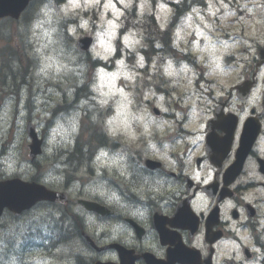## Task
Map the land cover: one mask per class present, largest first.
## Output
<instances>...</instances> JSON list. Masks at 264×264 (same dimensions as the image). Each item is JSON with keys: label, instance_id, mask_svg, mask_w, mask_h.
<instances>
[{"label": "flooded vegetation", "instance_id": "flooded-vegetation-1", "mask_svg": "<svg viewBox=\"0 0 264 264\" xmlns=\"http://www.w3.org/2000/svg\"><path fill=\"white\" fill-rule=\"evenodd\" d=\"M245 125L256 131L246 156L238 149ZM153 145L114 182L119 203H107L108 233L95 239L111 248L97 257L109 264H264V109L242 100L231 80L204 112L183 113ZM175 214L190 230L174 220L161 239L156 220Z\"/></svg>", "mask_w": 264, "mask_h": 264}, {"label": "rangeland", "instance_id": "rangeland-1", "mask_svg": "<svg viewBox=\"0 0 264 264\" xmlns=\"http://www.w3.org/2000/svg\"><path fill=\"white\" fill-rule=\"evenodd\" d=\"M135 0H70L67 3L62 4L59 8L60 10H56L53 8V6L49 3H45L48 5L47 8V17L40 16L41 19L39 21H30L28 25H25L23 22H19L16 24L11 25V32H19L22 36H25L26 42L30 43L32 46V50L36 51L38 54V60L40 58V53L43 52L45 54H53L50 52V49H46L43 47L45 44H49L51 40H56L57 44H50L51 49H62L63 55L60 57L63 59L64 57L68 55H72L76 57V66L83 65V68L77 67V74L80 77H84L89 72L88 67L85 65L84 62L80 59L78 55H75V53L68 48L69 45L67 40L64 39L62 34V22L65 17H78V23L81 21L89 22L92 20V17H103L106 18V16H123L125 15L122 9L119 6H131ZM145 0H138L136 3L137 8L139 9L137 11V16L140 17L142 14L144 15L149 11V5L147 3H144ZM244 4H248L249 6H252L253 4L264 6V0H235L231 7H227L221 0H207V9L205 16L212 17V16H228L232 17L235 14H238L239 11L243 12V18H238L236 25L238 27L243 28V36L246 41L249 37L257 36L259 29L257 26V23L261 21L259 16H253L252 14H249L246 9H244L242 6ZM44 4H41L38 6L35 10V14L37 15L39 9ZM144 6L143 8L141 6ZM235 5V6H234ZM222 7L223 12H217L218 8ZM87 11L88 15H84L83 13ZM257 9L254 8L253 12H256ZM217 12V13H216ZM216 13V14H215ZM250 15L251 19H247L246 16ZM198 16V15H195ZM81 17H87V18H81ZM117 23H113L110 20H107L106 24V31L108 33L114 34L116 30L119 28V26L123 24V21L120 20V18L117 19ZM202 21H204V18H193L190 22L188 20L184 24V33H187L188 37H191V33L194 30H196L197 34H200L199 37L203 36V24ZM194 22L199 23L202 28H197L194 24ZM100 23L102 24L101 20ZM223 24V22L221 23ZM84 25V23H83ZM105 27V28H106ZM52 29H55L54 32H52ZM74 30V27L72 28ZM51 32V35H48V33ZM75 34L77 31H74ZM130 39H131V45L135 46L137 42H139L140 34L138 31L129 32ZM101 36V35H100ZM137 36V37H136ZM231 37V36H230ZM110 39V37H105L104 39ZM2 46V43L0 42V47ZM101 43L97 42V45L93 49V56L100 55V48ZM217 49L216 52L223 51V48L215 47ZM39 50V51H37ZM108 50V48H107ZM19 52H23V50L19 49ZM35 52V53H36ZM26 55L28 54L27 51H25ZM32 52H29L31 54ZM126 53L124 54V61L126 63L130 62L129 58L125 57ZM22 64H26V59L23 56L22 57ZM38 60H32V62L29 64L30 68V76L29 80L30 82L24 83L20 88V93H24L29 95V97L24 96L31 99V106L32 110L26 107H20L13 105V102L7 98V100L3 101V103L0 104V149L2 148V143L4 145L6 150L4 151L3 159L0 162L2 163V166L0 167V175L3 177L5 173L18 176L19 178L23 180H28L32 176H34L36 173L39 175H44L46 173V170H52V161L47 159L46 161L41 158L39 160L38 167L33 166L27 157V149L26 144H28V138L26 136L25 132V119H27V116H32L34 119V123L36 125H39L40 123H44V121L49 120L51 124H49L48 128L54 129L56 126L57 120H60L63 122L65 118H63V115H57L56 119H53L50 115V111L54 105H59L57 102L62 99L63 96L69 97L68 94L63 92V89L69 84V82L73 81V76L69 78H64L58 82H52L47 80H42L34 75V71L36 67L38 66ZM136 62V61H133ZM1 65V63H0ZM19 65V64H18ZM4 73V70L2 69V74ZM17 75V74H15ZM5 78L4 84L0 85V94L5 95L8 97L10 90L12 88V84L16 80L12 78L10 75ZM92 85V89L96 93L95 101L97 102V105L95 109L93 110L94 113H100L105 114L106 118L104 120V124H106L105 129L107 132L111 131L114 133V135H109V137H121L124 139L130 138V133L128 131L127 126V118H126V112L127 107H130L129 101H127L128 94L121 89V86L118 81L115 79H112L111 75L109 77L107 75H100L95 77V79L90 81ZM79 84V82H76ZM24 86V88H23ZM116 93V98L112 102H110V96L113 95V93ZM21 98V97H20ZM101 101H106V103L101 104ZM122 103H119V102ZM5 102H9V110L7 117L5 116ZM69 102V101H68ZM128 104V105H127ZM36 107H33V106ZM49 111V112H48ZM23 113V115H21ZM45 113H47V116L44 117ZM72 115V114H70ZM67 115V116H70ZM115 115L116 117H120L123 121H125L124 126L116 125L114 126L115 121ZM32 119V120H33ZM51 137L48 138V141ZM59 139V137H58ZM137 142L133 139L129 140V146L132 148L131 150H134L136 147ZM62 145V144H61ZM49 147H53L52 145H46L44 147V152H47L50 157H53L56 155V148L53 147V151L49 153L46 151ZM19 173V175L16 174ZM61 177L57 179L58 184H52L53 187L60 188L61 186ZM29 216V215H28ZM27 216V217H28ZM45 216V212L42 210H36L32 213L31 217L33 218H41ZM4 220H6V232H12L15 231L17 228L14 229V226L11 221H13L9 216L5 215ZM11 226V228H10ZM5 230H0V237L1 239L4 238ZM73 251H78V247L72 244L70 247ZM80 249V248H79ZM84 255L87 257H91L92 254L88 252H83ZM31 258L33 260L32 264H48L47 260L44 258L43 254L40 253L38 256L31 254ZM0 264H5V261L0 262ZM64 264V263H62Z\"/></svg>", "mask_w": 264, "mask_h": 264}, {"label": "clouds", "instance_id": "clouds-1", "mask_svg": "<svg viewBox=\"0 0 264 264\" xmlns=\"http://www.w3.org/2000/svg\"><path fill=\"white\" fill-rule=\"evenodd\" d=\"M144 7L143 5L141 6ZM244 9L247 10L249 14H252L253 16H259L262 21H264V6L253 4L252 6H249L248 4H244L242 6ZM47 8L48 5L44 4L38 11L37 16H44L47 17ZM256 8L257 11L253 12V9ZM55 29H52V32H54ZM48 35H51V32L48 33ZM58 42L56 40H51L49 44L43 45L44 48L50 49V52L53 54H45L43 52L40 53V58L38 60V66L36 67L34 71V75L42 80L52 81V82H58L64 78H69L73 75L77 74V67L83 68V65L76 66V57L72 55H68L61 59L60 57L63 55L62 49H51L50 44H57ZM39 51V50H37ZM167 59V64L165 67V71L161 73L162 76L171 77L173 75H176V73H173L170 71L172 68V60ZM120 64H123V61H119ZM140 65H143V58H141ZM192 69L184 64L179 69V73H187L191 72ZM134 75V74H133ZM129 79H132L133 77H128ZM83 82V81H81ZM69 97H71V92H69ZM245 99H247V96H245ZM159 100L163 101L164 97L161 95L159 97ZM106 103V101H101V104ZM87 100H81L80 105L84 106L87 105ZM5 108V116L8 115L9 110V102H5L4 105ZM23 115V113H21ZM79 112L75 113L74 115H70L65 117L63 122L60 120H57L55 128L52 130V136L48 143L52 145L53 147H59L62 143L71 144L72 139L71 137L78 133L79 131ZM93 122L97 120L96 116L94 115L92 117ZM145 132H147V127L145 126ZM108 135H114L113 132L109 131ZM59 137V139H58ZM53 147H49L46 151L51 153L53 151ZM154 147V145H152ZM101 155H105L103 149L99 150ZM123 159V157H121ZM121 174H123V168H121ZM46 180L47 177H44ZM62 179V178H61ZM79 189V184H74L73 187L70 189V191ZM94 195H99L102 198H106L108 203H119V197L116 195L115 192H112L111 194H108L105 190H103V187L97 189L89 190ZM88 219H92V217H89ZM0 257H3L5 264H29V261L26 260L23 256L20 255H12L7 256L5 254V251L3 248H0Z\"/></svg>", "mask_w": 264, "mask_h": 264}, {"label": "water", "instance_id": "water-1", "mask_svg": "<svg viewBox=\"0 0 264 264\" xmlns=\"http://www.w3.org/2000/svg\"><path fill=\"white\" fill-rule=\"evenodd\" d=\"M29 0H0V18L3 17H11L13 19H17L22 12V10L27 5ZM29 135L33 141V144L29 146L30 149V156L33 157L35 154L38 153V143H36L35 135L32 133L31 130L28 131ZM6 186L12 192L10 193L11 202L10 200L7 201L5 198L0 197V212L3 207H9L10 209L15 210V208H20L26 205L30 200L33 198L34 193L43 194L40 189H35L33 186L19 183L18 181H12L6 184H0V186ZM30 193V194H29ZM36 193V194H37ZM17 195V196H16ZM46 198H51L49 194H45ZM35 201V197L33 198Z\"/></svg>", "mask_w": 264, "mask_h": 264}, {"label": "trees", "instance_id": "trees-1", "mask_svg": "<svg viewBox=\"0 0 264 264\" xmlns=\"http://www.w3.org/2000/svg\"><path fill=\"white\" fill-rule=\"evenodd\" d=\"M36 1V0H35ZM46 1H49V0H46ZM52 1V0H51ZM54 2H56V3H58V2H61L62 0H53ZM30 8H32V6L30 7ZM24 19H27L28 17H30V9L28 8L25 12H24V14H23V16H22ZM2 53L3 52H1V55H2Z\"/></svg>", "mask_w": 264, "mask_h": 264}]
</instances>
